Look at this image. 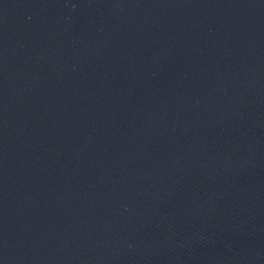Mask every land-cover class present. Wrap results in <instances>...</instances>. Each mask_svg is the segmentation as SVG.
<instances>
[{
	"label": "water",
	"instance_id": "obj_1",
	"mask_svg": "<svg viewBox=\"0 0 264 264\" xmlns=\"http://www.w3.org/2000/svg\"><path fill=\"white\" fill-rule=\"evenodd\" d=\"M0 264H264V0H0Z\"/></svg>",
	"mask_w": 264,
	"mask_h": 264
}]
</instances>
